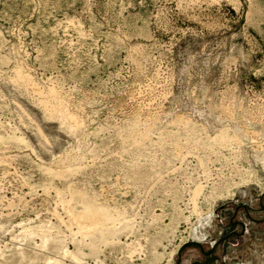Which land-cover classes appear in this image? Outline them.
Wrapping results in <instances>:
<instances>
[{"label":"rangeland","instance_id":"374dc122","mask_svg":"<svg viewBox=\"0 0 264 264\" xmlns=\"http://www.w3.org/2000/svg\"><path fill=\"white\" fill-rule=\"evenodd\" d=\"M0 264H264V0H0Z\"/></svg>","mask_w":264,"mask_h":264}]
</instances>
